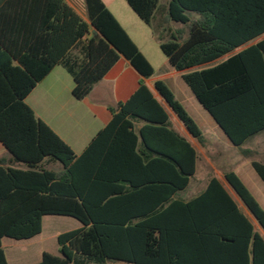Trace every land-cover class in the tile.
I'll return each mask as SVG.
<instances>
[{"label": "trees", "instance_id": "1", "mask_svg": "<svg viewBox=\"0 0 264 264\" xmlns=\"http://www.w3.org/2000/svg\"><path fill=\"white\" fill-rule=\"evenodd\" d=\"M126 2L180 72L213 64L264 35V0ZM84 3L87 21L64 0H5L0 6V142L13 159H0V264H9L3 240L36 237L45 216L72 217L82 227L60 234L58 255L45 252L36 264H264V237L216 179L188 202L175 199L196 173L197 153L171 129L147 86L111 109L112 122L80 156L27 105L28 95L59 64L72 75L79 100L121 57L144 78L154 75L105 3ZM163 23L184 25L186 36ZM182 79L232 145L264 131V39ZM155 89L202 142L200 127L172 90L162 81ZM135 118L146 122L139 134L142 149L139 136L128 132ZM49 163L60 170L47 168ZM251 166L264 184V163ZM119 169H134L138 177ZM225 178L264 232L261 203L236 173ZM119 203L150 209L114 212ZM186 255L219 260L190 262Z\"/></svg>", "mask_w": 264, "mask_h": 264}, {"label": "crops", "instance_id": "2", "mask_svg": "<svg viewBox=\"0 0 264 264\" xmlns=\"http://www.w3.org/2000/svg\"><path fill=\"white\" fill-rule=\"evenodd\" d=\"M4 1L5 0H0V6ZM64 1L84 20L87 21V11L84 0ZM111 12L132 38L129 30L123 25L116 14L113 11ZM256 40L241 47L234 53L219 59L213 64L220 63L233 54H236L260 41ZM139 50L141 51L140 48ZM143 55L147 58L144 53ZM147 60L149 61L148 58ZM213 64L197 66L195 68L180 72L176 71L168 62L163 68H160L161 71L164 69V72L157 74L156 70L154 69V75L152 77L144 78L125 58L121 57L115 66L104 77V79L94 86L91 93L81 100L75 98L73 94L75 82L72 75L65 69L63 65L59 64L56 65L28 95L26 98V103L35 112L38 118L47 124L73 150L77 156H80L86 151L88 146L97 137L99 132L105 129L112 122L113 114L111 109L116 108L119 103H125L129 101L140 88L141 84H144L151 91L153 98L167 113L171 124V129L180 137L184 138L197 153L196 173L190 178L188 187L176 193L175 199L188 202L203 194L210 181L212 179H216L227 192V194L237 204L239 210L252 220L256 230L258 231L257 228L259 226L257 222L249 213V211L243 206L240 198L237 196L231 185L227 182L225 174L227 172L236 173L254 195V192L247 184L243 173L246 172L248 165L251 166L252 162L264 163V131L250 138L244 145L236 147L231 144L223 131L215 123L213 118L207 113L212 123L207 121V124L210 126L209 129H207V127L205 128L204 126H201L203 141L199 142V140L192 136L188 129L182 124L177 115L172 111L170 106L163 100L161 95L155 89L156 82H164L172 90L176 99L187 110L186 99L192 100V98H195V96L183 81L182 75L188 72L202 70ZM205 112L207 111L205 110ZM132 122L133 128L129 129L128 132L133 131L139 136L138 147L139 149H142L143 144L139 134L140 130L146 125V122L139 118H135L132 120ZM102 144L106 146L105 143ZM103 145L100 146V155L104 154ZM226 152L232 153L233 156H228L225 154ZM0 159L9 164L13 163L11 154L1 142ZM102 160L103 159L100 157V161ZM103 161L105 165V160ZM200 162L203 164L205 172L199 176ZM123 164V161L121 163L116 162V167H123ZM215 164L218 166L216 167ZM46 166L49 169L60 170L59 164L49 163ZM16 167L22 168L21 165H16ZM102 168L107 170L105 167ZM119 170H123V172L127 174L126 176L133 177L134 179L138 177L135 174L136 172L134 169ZM140 174L143 175L144 173ZM156 176H160V174L157 172ZM199 179L203 180V184L201 186L198 185L200 181ZM156 194L159 195V193ZM136 196H143L146 198L145 196L148 195H145V193L143 195L142 193H137ZM255 197L257 198V196ZM149 209L150 208H147V205L143 203L138 204L137 206H135V204L119 203L114 207L113 211L119 213H136L145 212ZM81 227L82 225L79 228ZM58 236H56V238H58ZM262 236L264 237V235ZM43 253L45 252L41 253L40 260L38 262L41 261ZM184 257L185 260L190 262H193L194 260H211L212 262H215L214 260H219L218 256L216 255H186ZM199 257L202 258L198 259Z\"/></svg>", "mask_w": 264, "mask_h": 264}, {"label": "rangeland", "instance_id": "3", "mask_svg": "<svg viewBox=\"0 0 264 264\" xmlns=\"http://www.w3.org/2000/svg\"><path fill=\"white\" fill-rule=\"evenodd\" d=\"M106 6L113 11L123 25L129 30L130 35L133 40L136 42L141 51L147 56L150 63L156 70L157 74L164 72L163 68L168 60L163 54L157 40L153 36V29L146 25L130 8L126 0H102ZM164 4L167 0H161ZM86 16V15H85ZM161 20L156 21V25H159ZM163 26L170 27L172 30H181L184 32L183 36H186L187 28L181 24L169 23L168 25L163 23ZM159 31L162 33V28L158 27ZM168 37V35H166ZM256 40L259 41L263 39ZM168 40V39H167ZM75 54L82 58L79 51H76ZM187 100V112L198 124L200 129L201 126H204L207 129L210 126L207 124V121L211 122L210 117L207 112L203 109L202 106L192 98V100ZM248 146V145H247ZM246 146V147H247ZM228 156H233L232 153L226 152ZM258 159L257 157H255ZM254 158V159H255ZM232 159V158H231ZM217 163V162H216ZM216 165V164H215ZM218 165H216L217 167ZM205 172L203 164L200 162L199 176ZM247 184L252 188L254 195L257 196V199L260 201L264 207V184L261 182L255 171L250 165L246 168V172L243 173ZM198 185L201 186L203 180L199 179ZM80 222L72 217L67 216H45L42 223V232L36 237L30 240L17 241L10 238L4 240V249L8 257L10 264H35L40 260V255L42 252H49L50 254H58V243L56 236L73 231L76 228H79ZM258 231L264 235L263 230L258 227ZM109 264H127L123 262H110Z\"/></svg>", "mask_w": 264, "mask_h": 264}, {"label": "water", "instance_id": "4", "mask_svg": "<svg viewBox=\"0 0 264 264\" xmlns=\"http://www.w3.org/2000/svg\"><path fill=\"white\" fill-rule=\"evenodd\" d=\"M93 35L94 36H97L98 35V32L96 30H93Z\"/></svg>", "mask_w": 264, "mask_h": 264}]
</instances>
